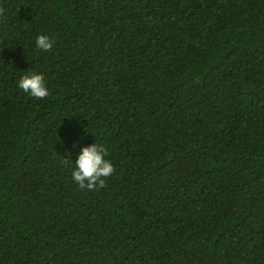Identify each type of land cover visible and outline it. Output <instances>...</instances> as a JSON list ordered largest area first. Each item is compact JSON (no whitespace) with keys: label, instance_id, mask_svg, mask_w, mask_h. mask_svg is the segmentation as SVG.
Wrapping results in <instances>:
<instances>
[{"label":"trees","instance_id":"1","mask_svg":"<svg viewBox=\"0 0 264 264\" xmlns=\"http://www.w3.org/2000/svg\"><path fill=\"white\" fill-rule=\"evenodd\" d=\"M0 8V264H264V0ZM96 142L115 171L80 189Z\"/></svg>","mask_w":264,"mask_h":264},{"label":"clouds","instance_id":"2","mask_svg":"<svg viewBox=\"0 0 264 264\" xmlns=\"http://www.w3.org/2000/svg\"><path fill=\"white\" fill-rule=\"evenodd\" d=\"M4 12L0 8V15ZM37 49L50 52L53 49L55 40L46 34H40L36 38ZM19 89L28 93L37 99H43L49 95L43 74L38 72H27L20 77L17 82ZM108 148L104 144L93 143L83 146L73 162L71 159L64 158L63 164L68 165L70 162L74 165L72 170V179L80 189L90 191L99 190L105 187V180L110 177L115 169L110 160L106 159Z\"/></svg>","mask_w":264,"mask_h":264}]
</instances>
